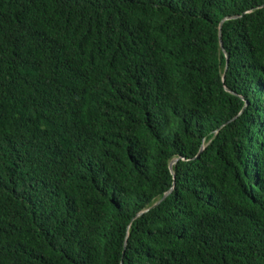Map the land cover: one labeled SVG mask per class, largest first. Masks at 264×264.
I'll return each instance as SVG.
<instances>
[{"label":"trees","instance_id":"16d2710c","mask_svg":"<svg viewBox=\"0 0 264 264\" xmlns=\"http://www.w3.org/2000/svg\"><path fill=\"white\" fill-rule=\"evenodd\" d=\"M0 264H264V0H0Z\"/></svg>","mask_w":264,"mask_h":264},{"label":"water","instance_id":"95a60500","mask_svg":"<svg viewBox=\"0 0 264 264\" xmlns=\"http://www.w3.org/2000/svg\"><path fill=\"white\" fill-rule=\"evenodd\" d=\"M219 36H220V32H219ZM220 47H221V40H220ZM169 169L172 170V164L169 166ZM168 193H166L153 207L157 206L161 201H163Z\"/></svg>","mask_w":264,"mask_h":264}]
</instances>
